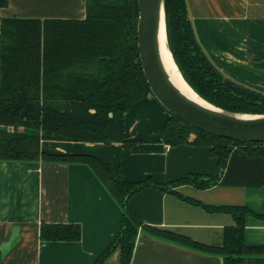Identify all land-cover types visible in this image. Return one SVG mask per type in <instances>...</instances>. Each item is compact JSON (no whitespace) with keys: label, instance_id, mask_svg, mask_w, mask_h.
<instances>
[{"label":"crops","instance_id":"0c3cea01","mask_svg":"<svg viewBox=\"0 0 264 264\" xmlns=\"http://www.w3.org/2000/svg\"><path fill=\"white\" fill-rule=\"evenodd\" d=\"M1 19L83 21L86 0H6ZM196 38L204 53L231 80L264 92V0H186ZM1 76V75H0ZM169 117L151 94L135 100L123 114V128L138 141L98 143L42 139L49 153H86L120 168L127 181L166 184L188 174L215 175L217 158L203 144L170 145L160 140ZM165 192L145 186L129 198L148 227L221 246L229 213L203 207L242 205L244 242L264 246V157L231 149L222 175L208 188L190 183ZM197 201L195 204L189 200ZM122 208L85 162L0 160V254L2 264H91L113 241ZM43 223H77L76 241L41 239ZM120 250L106 257L118 264ZM130 264H223L222 257L138 230ZM244 264H264V254L244 257Z\"/></svg>","mask_w":264,"mask_h":264},{"label":"trees","instance_id":"16d2710c","mask_svg":"<svg viewBox=\"0 0 264 264\" xmlns=\"http://www.w3.org/2000/svg\"><path fill=\"white\" fill-rule=\"evenodd\" d=\"M6 6L7 1L0 0V9ZM86 9L83 21L1 19L0 160L85 162L91 166L122 208L117 234L91 264H109L106 257L116 247L120 250L118 264H130L140 228L154 236L217 254L223 264H244L245 256L264 254V246L244 242V217L251 211L246 206L203 205L233 218L234 223L224 227L222 245L217 247L148 227L129 203L134 193L149 185L174 194L177 192L172 187L182 183L201 189L211 187L222 175L233 147L264 157V143H244L207 134L169 114L161 127L160 140L170 145H207L217 158L218 169L215 175L188 174L166 184L124 180L120 168L91 154L49 153L41 149L42 139L119 142L126 147L138 141L123 128L124 112L135 100L150 93L140 64L136 63L137 1L86 0ZM164 14L168 49L190 88L222 109L264 114V92L224 76L204 53L186 0H164ZM255 215L264 219V206ZM80 238L81 227L77 223L41 225V239L45 241Z\"/></svg>","mask_w":264,"mask_h":264},{"label":"water","instance_id":"95a60500","mask_svg":"<svg viewBox=\"0 0 264 264\" xmlns=\"http://www.w3.org/2000/svg\"><path fill=\"white\" fill-rule=\"evenodd\" d=\"M136 1L138 5L136 63L140 64L150 93L167 112L207 134L244 143H264V114L222 109L194 91L207 104L202 105L179 91L171 82L169 73L163 65L157 42L162 13L165 23L164 0Z\"/></svg>","mask_w":264,"mask_h":264},{"label":"bare ground","instance_id":"6f19581e","mask_svg":"<svg viewBox=\"0 0 264 264\" xmlns=\"http://www.w3.org/2000/svg\"><path fill=\"white\" fill-rule=\"evenodd\" d=\"M157 42L163 65L169 73L171 82L179 89V91H181L191 100H194L202 105H207L206 102L200 99L197 94L192 91L191 88L184 82L180 72L178 71V68L173 61L172 55L167 47L163 13L161 14V21L157 31ZM243 117H247V115H243Z\"/></svg>","mask_w":264,"mask_h":264}]
</instances>
